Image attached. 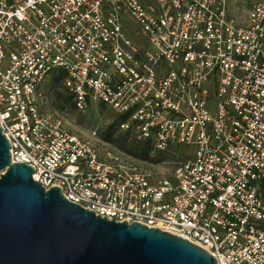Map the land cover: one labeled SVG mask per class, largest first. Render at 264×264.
<instances>
[{"label": "built area", "instance_id": "1", "mask_svg": "<svg viewBox=\"0 0 264 264\" xmlns=\"http://www.w3.org/2000/svg\"><path fill=\"white\" fill-rule=\"evenodd\" d=\"M242 1L0 0L12 160L110 221L159 227L218 264H264V0L238 16ZM61 71L77 109L123 116L155 152L173 149V171L72 131L48 107Z\"/></svg>", "mask_w": 264, "mask_h": 264}, {"label": "water", "instance_id": "2", "mask_svg": "<svg viewBox=\"0 0 264 264\" xmlns=\"http://www.w3.org/2000/svg\"><path fill=\"white\" fill-rule=\"evenodd\" d=\"M0 125V264H218L192 241L141 222L107 218L46 189L14 162ZM115 218V217H113Z\"/></svg>", "mask_w": 264, "mask_h": 264}, {"label": "rangeland", "instance_id": "3", "mask_svg": "<svg viewBox=\"0 0 264 264\" xmlns=\"http://www.w3.org/2000/svg\"><path fill=\"white\" fill-rule=\"evenodd\" d=\"M253 0L238 2L234 8V13L238 16L245 14ZM52 76L50 78L48 92V107L66 122L67 126L74 132L82 135H91L97 132L98 136L109 143L113 148L138 157V149L135 142L138 140L133 132L124 131L119 128L114 112L100 105H91L85 110H79L75 107L73 100L69 99V92L65 87L63 80L56 82ZM111 135L109 140L106 139ZM172 151L159 154L154 150L148 159L140 158L148 163L159 165L158 168L173 171L178 155ZM188 149H182V155ZM178 151V150H177ZM162 159L160 162L158 160Z\"/></svg>", "mask_w": 264, "mask_h": 264}, {"label": "trees", "instance_id": "4", "mask_svg": "<svg viewBox=\"0 0 264 264\" xmlns=\"http://www.w3.org/2000/svg\"><path fill=\"white\" fill-rule=\"evenodd\" d=\"M66 76V72H59V74L55 77L54 80H56V82L60 81V80H63V78ZM69 92V91H68ZM69 99H72L73 100V103L75 105V102H74V99H73V95L69 93ZM100 106H103V105H100ZM76 107V106H75ZM116 119H117V124L120 128V123L122 120H124V117L123 116H116ZM111 138V135L109 134L106 139L109 140ZM135 145L139 151V153L137 154L138 157L140 158H143V159H148V157L150 156L151 152L154 150V146L151 144L150 141H140V140H137L135 142ZM159 154H164L163 152H160ZM162 159L160 158V160H158L159 162L161 161Z\"/></svg>", "mask_w": 264, "mask_h": 264}]
</instances>
